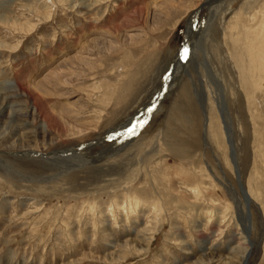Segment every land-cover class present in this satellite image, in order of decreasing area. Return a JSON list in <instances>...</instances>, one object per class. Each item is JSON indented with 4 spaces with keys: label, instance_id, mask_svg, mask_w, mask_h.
Here are the masks:
<instances>
[{
    "label": "rangeland",
    "instance_id": "obj_1",
    "mask_svg": "<svg viewBox=\"0 0 264 264\" xmlns=\"http://www.w3.org/2000/svg\"><path fill=\"white\" fill-rule=\"evenodd\" d=\"M0 264H264V0H0Z\"/></svg>",
    "mask_w": 264,
    "mask_h": 264
},
{
    "label": "water",
    "instance_id": "obj_2",
    "mask_svg": "<svg viewBox=\"0 0 264 264\" xmlns=\"http://www.w3.org/2000/svg\"><path fill=\"white\" fill-rule=\"evenodd\" d=\"M196 13H197V11L192 13V17L190 18V21H189L188 25H190V26L193 25V23L195 22L196 16H197ZM186 41L187 40H184L183 43H182V51H184V49L186 48V46H185L186 45ZM137 115L138 114H135L134 116H137Z\"/></svg>",
    "mask_w": 264,
    "mask_h": 264
},
{
    "label": "bare ground",
    "instance_id": "obj_3",
    "mask_svg": "<svg viewBox=\"0 0 264 264\" xmlns=\"http://www.w3.org/2000/svg\"><path fill=\"white\" fill-rule=\"evenodd\" d=\"M207 4H209V3H207ZM209 5H210V4H209ZM205 6H208V5L205 4ZM205 6H204V7H205ZM205 8H206V7H205ZM189 31H190V30H189ZM227 133H228V136L230 137L229 132H227ZM244 228H245V226H244ZM246 230H247V228H246ZM247 232H248V231H247Z\"/></svg>",
    "mask_w": 264,
    "mask_h": 264
},
{
    "label": "snow or ice",
    "instance_id": "obj_4",
    "mask_svg": "<svg viewBox=\"0 0 264 264\" xmlns=\"http://www.w3.org/2000/svg\"><path fill=\"white\" fill-rule=\"evenodd\" d=\"M187 50L185 49V54H186Z\"/></svg>",
    "mask_w": 264,
    "mask_h": 264
}]
</instances>
